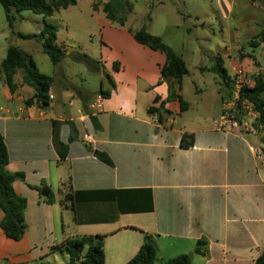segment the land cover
I'll return each mask as SVG.
<instances>
[{
	"label": "crops",
	"instance_id": "obj_1",
	"mask_svg": "<svg viewBox=\"0 0 264 264\" xmlns=\"http://www.w3.org/2000/svg\"><path fill=\"white\" fill-rule=\"evenodd\" d=\"M248 1L250 7L263 8L260 0ZM96 20L100 54L99 69L93 72L104 82L97 92L81 90L87 94V107L100 89L109 94L100 96L90 113L81 110L80 100L68 86L58 88L64 100L54 105L50 89L47 106L26 104L33 89L22 81L20 70L12 75V91L0 71L5 169L22 174L11 187L25 200L22 236L11 239L0 229V264H44L54 258L53 247L64 238L93 234L103 235V264H124L136 253L144 234L154 240L159 259L191 253L190 264H252L264 242V154H256L263 132L252 126V120L245 119V126L231 131L217 129L214 122L234 67L246 71L247 84L252 86L260 74L253 69H259L258 63L252 55L239 52L237 59L228 62L229 73L218 58L227 83L219 79L218 86L210 89L208 111L199 102L182 98L181 83L187 71L177 91L186 103L180 110L176 100L165 101L167 84L159 75L164 55L137 43L128 26L101 17ZM65 32L71 39L72 33L67 28ZM153 35L166 43L163 34ZM54 41L65 49L64 58L73 59L63 46L67 42ZM193 88L201 90L194 83ZM65 101L68 106L76 103L74 115L59 105ZM160 101L159 113L147 110L158 107ZM53 128L58 141L67 147L62 159L52 143ZM84 132L92 142L82 139ZM182 134L191 135L188 146H180ZM96 151L105 153L110 163L100 161ZM41 187L51 193L50 202L40 194ZM130 188L149 190L151 210L117 212L111 202H79L75 220L68 202L61 201L69 191ZM198 239L206 242L203 254L193 252Z\"/></svg>",
	"mask_w": 264,
	"mask_h": 264
},
{
	"label": "rangeland",
	"instance_id": "obj_2",
	"mask_svg": "<svg viewBox=\"0 0 264 264\" xmlns=\"http://www.w3.org/2000/svg\"><path fill=\"white\" fill-rule=\"evenodd\" d=\"M105 1L107 0H74V4L56 9L48 17L29 10L16 12L11 9L14 20L10 28L0 4V60L8 44L31 56L38 71L53 79L50 87V92L55 96L53 105L64 100L58 92L59 87L74 86L90 93L97 92L100 82H104V78L97 72L89 71L81 61L64 57L52 64L48 56L41 52L40 44L35 38L21 39L17 37V33L37 35L45 22L51 23L56 26L55 38L58 44L60 40L67 44L72 41L73 45L66 46V49L72 54H86L96 60L98 65L100 25L96 17L107 19L104 12L103 16L101 14V5ZM126 1L128 3L124 13L119 12V15L125 16L124 25L133 31L144 26L150 34H163L166 44L182 56L188 71L181 83L183 99L190 103L199 102L201 109L208 111L211 107L210 89L218 86L216 81L220 79L209 66L220 58L226 71L230 73L228 62L230 59H237L239 52L252 55L259 68L253 67L254 72H259L256 76L264 80V44L262 47L248 45V41L257 34L264 21L263 8L250 7L248 0ZM95 2L99 4L96 10L92 8ZM229 10L227 15L224 14ZM65 28L72 33L71 39H68ZM201 67L207 69L201 71ZM193 83L201 89L200 92L194 91ZM59 105L72 115L77 108L76 103L68 106L66 101ZM89 131L94 132L92 128ZM54 254L55 259L50 258L44 264H66L65 252L55 251Z\"/></svg>",
	"mask_w": 264,
	"mask_h": 264
},
{
	"label": "trees",
	"instance_id": "obj_3",
	"mask_svg": "<svg viewBox=\"0 0 264 264\" xmlns=\"http://www.w3.org/2000/svg\"><path fill=\"white\" fill-rule=\"evenodd\" d=\"M264 8V0H260ZM126 0H107L102 3L101 9L107 20L116 25H124L125 16L119 15L124 13L127 5ZM3 7L7 26L12 27L14 17L13 11L19 12L29 10L42 17H48L52 12L59 8H66L68 5L74 4V0H0ZM97 3L92 4V8H96ZM148 17V16H147ZM133 39L152 50L161 52L165 60L160 66V79L167 84V95L165 101L176 100L179 109L186 107L185 101L178 95L180 82L182 77L187 73L185 64L181 56L172 51V49L157 36L150 34L145 30L144 26L137 30L128 28ZM56 26L51 23H44L41 31L37 35L17 33L22 38H35L40 44L42 53L48 56L52 64H56L64 55L65 49L57 45L55 39ZM264 41V21L257 34L248 41L250 47H256L260 42ZM73 60L83 62L89 71L98 70L97 61L83 53L70 54ZM113 68L117 67L113 63ZM16 70H20L22 81L33 89V95L25 99L26 104L33 103L39 107H45L49 104V89L52 84V77L38 71L32 59L19 50L16 46L8 44L5 49L4 57L0 61V71L3 74L4 81L12 91L15 84L12 83V75ZM211 70L215 72L221 81H227L225 69L219 61H215ZM110 87L113 83L110 77L107 78ZM232 80H229L231 83ZM227 83V82H226ZM231 84L229 85V90ZM69 89L75 93L74 95L80 100V107L83 112L88 113L85 96L86 92L80 88L70 86ZM229 90L226 95H228ZM264 80L260 76L254 77L252 86L242 87L239 90L240 99L250 102L257 112L253 126L263 132L260 138L261 151L264 154ZM109 91L99 90L97 95L101 97L108 96ZM158 100L157 96L153 97V101ZM162 101L158 107H149V112H157L161 109ZM92 119V118H91ZM54 123V121H52ZM189 138L187 141L184 139ZM71 140V136H68ZM191 141L190 134H182L180 138V146H188ZM52 143L59 157L62 159L66 153V144L58 141L56 131L52 129ZM95 156L102 162L109 164L110 161L105 153L96 151ZM7 163V152L3 137L0 135V229L3 234L11 239H19L25 229L23 221V209L25 200L18 196L11 187V182L15 179H21L22 174L18 172H9L5 169ZM51 193L46 195V201H51ZM61 201H67L68 207L73 213L76 220V204L79 202L89 201H106L114 204L117 212H137L151 210L150 192L148 189H108V190H91V191H72L67 192ZM113 218V217H111ZM78 220V219H77ZM205 240L198 239L195 241L193 252L197 254L204 253ZM103 235H79L74 237H66L60 243L55 245L54 251H63L67 255L66 264H103ZM191 253H182L171 258L159 259L158 248L149 234H144L142 243L136 253L129 258L124 264H190ZM252 264H264V242L261 245L260 253Z\"/></svg>",
	"mask_w": 264,
	"mask_h": 264
},
{
	"label": "built area",
	"instance_id": "obj_4",
	"mask_svg": "<svg viewBox=\"0 0 264 264\" xmlns=\"http://www.w3.org/2000/svg\"><path fill=\"white\" fill-rule=\"evenodd\" d=\"M64 47L71 46L64 44ZM231 88L228 95H225L220 103V113L214 124L217 129L223 131H231L232 128H236L239 125H244V120H254L257 116V112L253 108L252 104L245 99H240L239 90L242 87H247V76L246 71L241 66H236L233 69ZM49 98L51 96L49 95ZM100 96H96L94 101L88 105V113L97 106L99 103ZM251 121V122H252ZM245 126V125H244ZM82 139L86 142H92L89 134L84 132ZM258 157H262L263 153L260 149L256 152Z\"/></svg>",
	"mask_w": 264,
	"mask_h": 264
},
{
	"label": "water",
	"instance_id": "obj_5",
	"mask_svg": "<svg viewBox=\"0 0 264 264\" xmlns=\"http://www.w3.org/2000/svg\"><path fill=\"white\" fill-rule=\"evenodd\" d=\"M40 194H41L42 196H46V195H47V189H46L45 187H41V189H40Z\"/></svg>",
	"mask_w": 264,
	"mask_h": 264
}]
</instances>
